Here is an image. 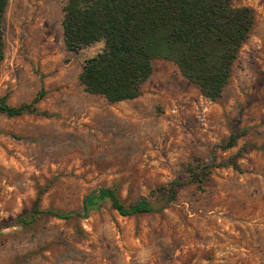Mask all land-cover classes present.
Wrapping results in <instances>:
<instances>
[{"label":"rangeland","instance_id":"obj_1","mask_svg":"<svg viewBox=\"0 0 264 264\" xmlns=\"http://www.w3.org/2000/svg\"><path fill=\"white\" fill-rule=\"evenodd\" d=\"M233 4L255 21L219 98L155 57L137 97L109 102L78 80L103 42L65 47L64 0H8L0 96L19 105L42 88L48 114L0 112V264H264V0ZM172 180L174 198L138 214L102 190L158 207ZM38 196L69 217L32 213Z\"/></svg>","mask_w":264,"mask_h":264},{"label":"trees","instance_id":"obj_2","mask_svg":"<svg viewBox=\"0 0 264 264\" xmlns=\"http://www.w3.org/2000/svg\"><path fill=\"white\" fill-rule=\"evenodd\" d=\"M7 4L8 0H0V63L5 50L3 17ZM62 10V37L68 50L78 52L91 42H103L98 53L84 60L78 80L85 91L100 94L109 102L137 97L152 72L151 61L155 57L174 62L203 96L211 100L219 98L255 21L251 6L234 5L233 0H64ZM44 94L41 88L30 101L19 105L9 104L2 95L0 112L8 116L47 115L38 112L36 106ZM238 135L231 133L217 147L233 146ZM231 164L240 169L234 158ZM211 167L212 164H205L198 168L194 179L202 183ZM179 185V181L172 180L167 188H160L164 200L158 207L145 197L125 203L113 187L102 190L118 213L131 215L162 208L174 198ZM38 204L39 196L32 213L61 218L70 215L61 210L42 209Z\"/></svg>","mask_w":264,"mask_h":264}]
</instances>
